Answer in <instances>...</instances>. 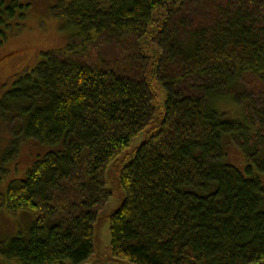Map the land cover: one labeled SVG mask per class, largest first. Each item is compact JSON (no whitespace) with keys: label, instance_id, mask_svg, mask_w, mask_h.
<instances>
[{"label":"trees","instance_id":"trees-1","mask_svg":"<svg viewBox=\"0 0 264 264\" xmlns=\"http://www.w3.org/2000/svg\"><path fill=\"white\" fill-rule=\"evenodd\" d=\"M19 8L0 7V46ZM63 15L71 43L0 100L11 142L47 148L0 200L35 217L0 243V264H84L120 161L114 259L264 263V0H75Z\"/></svg>","mask_w":264,"mask_h":264},{"label":"rangeland","instance_id":"rangeland-1","mask_svg":"<svg viewBox=\"0 0 264 264\" xmlns=\"http://www.w3.org/2000/svg\"><path fill=\"white\" fill-rule=\"evenodd\" d=\"M74 1L0 0V7H7L12 2L20 6L15 11L14 19L7 22L6 29L2 28L4 41L0 46V100L19 75L33 69L43 54L63 51L71 43L72 29L63 12ZM105 52L109 54L107 57L115 55L114 49L108 48ZM14 138L10 125L0 118V200L6 195L8 185L23 179L47 149L34 141L18 139L17 142H11ZM143 140V136L135 139L129 151L133 152ZM225 142L224 163L242 172L245 165L243 154L230 140ZM12 149L16 154H11ZM125 163L120 161L118 166H111L105 172V185L110 196L99 211L94 225V252L84 264H127L114 260L109 248V219L121 206L125 196L118 180L120 167ZM34 220V215L25 211L8 213L0 209V243L16 237L18 233L24 235Z\"/></svg>","mask_w":264,"mask_h":264},{"label":"water","instance_id":"water-1","mask_svg":"<svg viewBox=\"0 0 264 264\" xmlns=\"http://www.w3.org/2000/svg\"><path fill=\"white\" fill-rule=\"evenodd\" d=\"M142 142H143V141H142ZM142 142H141V143H142ZM128 153H131V151H129ZM124 197H125V196H124ZM123 201H124V200H123ZM122 203H123V202H122ZM121 205H122V204H121ZM120 207H121V206H120ZM120 207H119V208H120ZM119 208H118L113 214H115V213L119 210ZM113 214H112V215H113ZM112 215H111V216H112ZM97 220H98V217H97ZM109 220H110V219H109ZM96 222H97V221H96ZM109 236H110V235H109ZM93 246H94V231H93ZM112 258H113V257H112ZM113 259H114V258H113ZM114 260H116V259H114ZM116 261H120V260H116ZM121 262H123V261H121ZM125 263H126V262H125ZM127 264H128V263H127ZM258 264H264V263L261 262V263H258Z\"/></svg>","mask_w":264,"mask_h":264}]
</instances>
